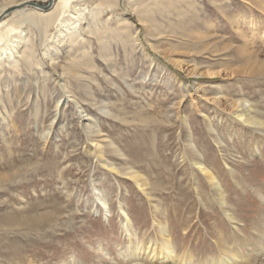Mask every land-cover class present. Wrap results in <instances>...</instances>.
Returning <instances> with one entry per match:
<instances>
[{
  "label": "rangeland",
  "instance_id": "1",
  "mask_svg": "<svg viewBox=\"0 0 264 264\" xmlns=\"http://www.w3.org/2000/svg\"><path fill=\"white\" fill-rule=\"evenodd\" d=\"M155 1L158 36L128 0L82 4L87 18L92 9L104 17L99 27L128 25L106 34V57L81 29L85 48L72 57L68 42L51 39L54 24H27V58L14 54L15 69L0 63V264H127L120 206L134 242L155 250L165 224L177 254L198 263L263 243L264 129L236 114L250 106L264 120V0ZM197 160L217 175L235 221Z\"/></svg>",
  "mask_w": 264,
  "mask_h": 264
},
{
  "label": "bare ground",
  "instance_id": "2",
  "mask_svg": "<svg viewBox=\"0 0 264 264\" xmlns=\"http://www.w3.org/2000/svg\"><path fill=\"white\" fill-rule=\"evenodd\" d=\"M45 1L47 2V5L45 6L32 3V0H5V3L2 6L0 5L1 6L0 7V63L3 61V58L5 57L9 60L10 67L11 68L14 67L15 69L16 65L14 60L15 59L14 54H19L24 59L27 58V56L29 55L28 52L32 48V46L29 47L27 45L22 46L23 43L25 44V41L29 38L28 32L26 31L27 33H25L22 30V26L27 24L32 25V27L33 26L47 27L51 23L54 24L53 26H55L56 31L52 35L51 39L58 40L59 37H62L64 42L65 41L68 42L69 43L68 54L69 56L72 57L79 50L85 48V45H77V40L81 36V34L78 33L79 29L84 31L88 36V38L92 37L95 40H97L100 45L101 44L103 45L100 48V50L103 51L104 57L108 55L106 54L107 49L103 43L106 34L109 33L110 31L116 32L117 34L128 33V25H125L124 23L120 25L121 22H123V20L119 18L116 19L115 21L116 27H114L113 29H111L106 25H100L99 27L98 23H100V21L104 19V17L99 16L100 13L96 14L95 9L91 8L92 10L89 11L87 18V15L85 14L86 7L85 8L81 7L82 4L86 2V0H50V2L52 3L50 4L49 7H47L49 0H45ZM128 1H129L128 2L129 8L138 17L137 20L146 24L147 29L152 30L149 35H152L154 31V33H156L155 35L158 36L160 34L159 28L155 23V21L150 17L153 13L152 6L157 8L159 6L158 5L159 3L156 2L155 0H128ZM181 1L186 2V0H180L178 2ZM97 2L100 6L103 5L109 7L110 9L112 6H116L118 4V0H97ZM32 5L33 8H31ZM99 5L98 7H100ZM26 6H30V8H23ZM168 6H169V2H168ZM176 6L177 3H172V7H176ZM12 11H13L12 15L10 17L9 16L6 17V15H8ZM180 14L181 11L178 9L176 12V17H179ZM28 25L27 27L29 29V32H31L32 30ZM64 32L66 33L64 34ZM117 36L120 37V35ZM86 44L90 45L89 39L87 40ZM86 54L88 56L91 55L89 52L88 53L86 52ZM49 59L51 61L55 60L53 55H49ZM77 62L78 64L84 63L88 67L86 60L83 58L78 59ZM63 69L65 68L63 67ZM192 74H194V72H192ZM215 74L217 75V73L213 71L203 74L199 73L200 76L201 75L212 76ZM240 104H241L240 105L241 108V106H243L245 102H241ZM95 105L96 104H94V106ZM229 106H230L229 108L230 111L232 109L239 107L235 103L234 104L230 103ZM246 108H247L246 110L240 111L238 114H236V117L239 118V120L241 119L242 123L246 126H250V127L257 126L260 127L261 129L262 128L264 129V120H261L260 118L258 119V116L256 114L257 111L255 112V110H252L250 106ZM103 109L106 110L107 108L103 107ZM251 111H254V113H252ZM81 113L84 112L82 111ZM84 128L90 136L91 135L94 136L99 132L97 123L92 120H88ZM190 145L192 148H196L194 145L192 144ZM96 147L99 150V152L101 151V148L103 149V147L97 144ZM194 164L200 169V171L203 173L204 176H206V178L209 180L210 184L212 185L215 191L214 197L216 198V202L218 203L220 209H223L222 212H224L223 214H225V217L231 222L235 221L234 213H232L231 210H229L227 207L229 202L225 197V191L221 187L218 177H216L217 175L215 176L209 170V167H207L203 162H200L199 160L195 161ZM110 171H115L119 174H122L121 173L122 171L119 170V168H116L115 166H110ZM124 174L129 175V177L132 180H134L136 184L140 186V190L142 192H145L146 190L145 185L147 184L143 182L140 184L141 182L140 176L136 172L132 171V173H130L127 170V172ZM99 194L101 193L97 192L96 195ZM99 202H101L102 205L105 207L104 218L107 219L109 217V210L106 208V203L104 200H101ZM120 211L122 212L123 215V219L121 220L122 221L121 223L123 228H125V237L127 238L126 240L129 239V242L127 241L128 246L126 245L127 247L123 249L121 252L122 259L127 260L128 261L127 264H264V241L261 244V246L256 247L255 249H252L249 247V245H247L248 249H246L247 250L246 256H243L242 254H237L236 252L235 253L233 252L231 254L226 253L220 255L216 259L208 258V259H204L203 262L198 263L199 261H201V259H196L194 255L190 252H186L182 255L177 254L172 237L170 236L169 232L166 230V227H164L165 224L162 225L160 224V233H161L160 244L157 243L158 245L156 246L155 250L152 251L153 248H151V246L149 245V243L151 242L150 240H147L146 243H141V242L138 243L132 240L131 237H134V235H136V232L132 231L133 227L131 225V219L129 215L126 214L123 206H120ZM251 254H253L252 257ZM63 264H67V262H64Z\"/></svg>",
  "mask_w": 264,
  "mask_h": 264
},
{
  "label": "water",
  "instance_id": "3",
  "mask_svg": "<svg viewBox=\"0 0 264 264\" xmlns=\"http://www.w3.org/2000/svg\"><path fill=\"white\" fill-rule=\"evenodd\" d=\"M51 3H52V2H50V0H49V3H48V6H47V7H49ZM32 6H33V5H32ZM45 8H46V7H45Z\"/></svg>",
  "mask_w": 264,
  "mask_h": 264
}]
</instances>
